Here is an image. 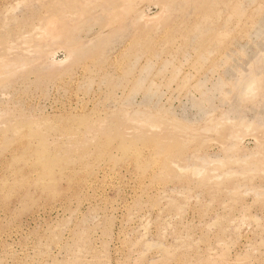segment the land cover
I'll return each mask as SVG.
<instances>
[{"label": "rangeland", "instance_id": "1", "mask_svg": "<svg viewBox=\"0 0 264 264\" xmlns=\"http://www.w3.org/2000/svg\"><path fill=\"white\" fill-rule=\"evenodd\" d=\"M0 264H264V0H0Z\"/></svg>", "mask_w": 264, "mask_h": 264}]
</instances>
